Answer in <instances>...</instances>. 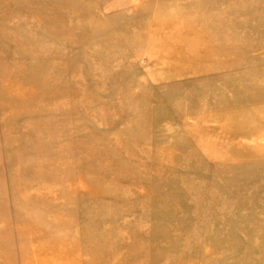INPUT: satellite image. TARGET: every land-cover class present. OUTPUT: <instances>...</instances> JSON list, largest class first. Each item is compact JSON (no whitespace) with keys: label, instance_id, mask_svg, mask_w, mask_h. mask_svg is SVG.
<instances>
[{"label":"rangeland","instance_id":"rangeland-1","mask_svg":"<svg viewBox=\"0 0 264 264\" xmlns=\"http://www.w3.org/2000/svg\"><path fill=\"white\" fill-rule=\"evenodd\" d=\"M0 264H264V0H0Z\"/></svg>","mask_w":264,"mask_h":264}]
</instances>
